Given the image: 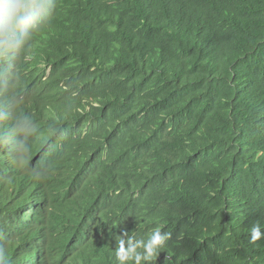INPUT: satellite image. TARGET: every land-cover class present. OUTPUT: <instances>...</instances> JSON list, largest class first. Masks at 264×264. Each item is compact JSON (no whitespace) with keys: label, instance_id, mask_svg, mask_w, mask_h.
I'll return each mask as SVG.
<instances>
[{"label":"trees","instance_id":"trees-1","mask_svg":"<svg viewBox=\"0 0 264 264\" xmlns=\"http://www.w3.org/2000/svg\"><path fill=\"white\" fill-rule=\"evenodd\" d=\"M36 3L0 49V260L118 264L162 226L143 264H264V0Z\"/></svg>","mask_w":264,"mask_h":264},{"label":"clouds","instance_id":"clouds-1","mask_svg":"<svg viewBox=\"0 0 264 264\" xmlns=\"http://www.w3.org/2000/svg\"><path fill=\"white\" fill-rule=\"evenodd\" d=\"M36 0H0V49L15 53L31 38L32 29L36 24ZM44 8L46 5H39ZM30 131L26 117L16 121L13 132L23 135ZM264 224L257 221L250 228L251 241L255 242L264 235ZM162 226L151 230L146 238H137L128 230L115 236V259L118 264H143L151 262L158 251L164 247L170 233L162 232ZM0 264H4L0 260Z\"/></svg>","mask_w":264,"mask_h":264}]
</instances>
